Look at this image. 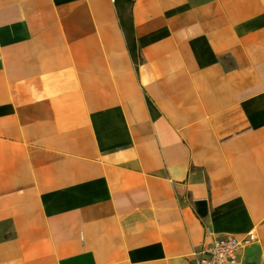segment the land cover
Wrapping results in <instances>:
<instances>
[{
	"label": "crops",
	"instance_id": "0c3cea01",
	"mask_svg": "<svg viewBox=\"0 0 264 264\" xmlns=\"http://www.w3.org/2000/svg\"><path fill=\"white\" fill-rule=\"evenodd\" d=\"M264 264V0H0V264Z\"/></svg>",
	"mask_w": 264,
	"mask_h": 264
},
{
	"label": "built area",
	"instance_id": "2783aa9c",
	"mask_svg": "<svg viewBox=\"0 0 264 264\" xmlns=\"http://www.w3.org/2000/svg\"><path fill=\"white\" fill-rule=\"evenodd\" d=\"M255 239L252 233L245 237L215 235L194 251V264H236L241 251Z\"/></svg>",
	"mask_w": 264,
	"mask_h": 264
}]
</instances>
